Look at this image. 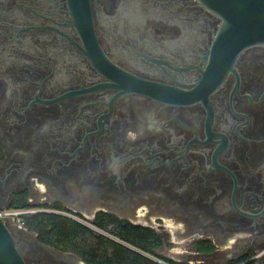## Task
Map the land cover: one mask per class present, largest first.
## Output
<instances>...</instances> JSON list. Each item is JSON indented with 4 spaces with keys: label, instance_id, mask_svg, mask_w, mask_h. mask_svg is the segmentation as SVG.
Returning a JSON list of instances; mask_svg holds the SVG:
<instances>
[{
    "label": "flooded vegetation",
    "instance_id": "1",
    "mask_svg": "<svg viewBox=\"0 0 264 264\" xmlns=\"http://www.w3.org/2000/svg\"><path fill=\"white\" fill-rule=\"evenodd\" d=\"M219 23L197 0H0V208L26 210L27 264H90L36 213L149 228L184 264H264V46L209 75Z\"/></svg>",
    "mask_w": 264,
    "mask_h": 264
},
{
    "label": "trees",
    "instance_id": "2",
    "mask_svg": "<svg viewBox=\"0 0 264 264\" xmlns=\"http://www.w3.org/2000/svg\"><path fill=\"white\" fill-rule=\"evenodd\" d=\"M26 224L31 230L38 229L43 242L73 251L86 263L184 264L160 253L163 239L153 230L111 215L98 216L93 222L97 229L56 213H36L26 218Z\"/></svg>",
    "mask_w": 264,
    "mask_h": 264
},
{
    "label": "water",
    "instance_id": "3",
    "mask_svg": "<svg viewBox=\"0 0 264 264\" xmlns=\"http://www.w3.org/2000/svg\"><path fill=\"white\" fill-rule=\"evenodd\" d=\"M197 1L220 19L208 49L209 75L230 70L243 50L264 46V0ZM0 264H27L6 217H0Z\"/></svg>",
    "mask_w": 264,
    "mask_h": 264
},
{
    "label": "built area",
    "instance_id": "4",
    "mask_svg": "<svg viewBox=\"0 0 264 264\" xmlns=\"http://www.w3.org/2000/svg\"><path fill=\"white\" fill-rule=\"evenodd\" d=\"M26 213L25 209L22 208H0V217H6L13 223L22 224L23 215ZM158 262H161L158 260Z\"/></svg>",
    "mask_w": 264,
    "mask_h": 264
},
{
    "label": "rangeland",
    "instance_id": "5",
    "mask_svg": "<svg viewBox=\"0 0 264 264\" xmlns=\"http://www.w3.org/2000/svg\"><path fill=\"white\" fill-rule=\"evenodd\" d=\"M173 237L174 235H172L171 238ZM184 248L185 246L183 242H180V240H175V243L171 244V246L164 248L162 251H160V253L174 260H179L183 255Z\"/></svg>",
    "mask_w": 264,
    "mask_h": 264
}]
</instances>
